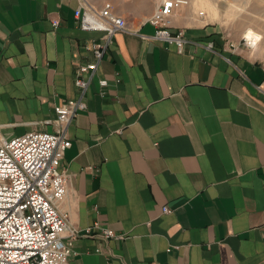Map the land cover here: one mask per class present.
<instances>
[{"label": "crops", "instance_id": "obj_1", "mask_svg": "<svg viewBox=\"0 0 264 264\" xmlns=\"http://www.w3.org/2000/svg\"><path fill=\"white\" fill-rule=\"evenodd\" d=\"M161 1H105L128 32L67 127L68 264H264V38L246 47L180 8L179 52L152 39ZM78 3L0 0V137L55 132L54 107L79 97L76 68L100 34L79 27ZM94 224L121 238L85 236Z\"/></svg>", "mask_w": 264, "mask_h": 264}, {"label": "built area", "instance_id": "obj_2", "mask_svg": "<svg viewBox=\"0 0 264 264\" xmlns=\"http://www.w3.org/2000/svg\"><path fill=\"white\" fill-rule=\"evenodd\" d=\"M188 4L189 0H162L149 19L155 27L152 39L173 44L181 52L186 42L184 33H173L170 28L177 10ZM74 17L82 30L100 34L86 46L94 61L76 68L74 85L79 97L54 107L55 132L32 131L9 139L0 137V264H68L78 236L58 209L68 191V175L60 168L65 150L71 145L67 127L85 109L84 96L91 77L114 36L128 32V25L109 2L97 6L79 0ZM198 17L203 19L204 13L199 12ZM52 24L57 27L59 22L54 20ZM242 44L253 46L245 38ZM261 66L264 71V62ZM107 83L105 79L99 81L101 87ZM162 211L168 213L167 208ZM96 228L97 224L88 227L84 235L90 236ZM98 229L102 238H121L112 231Z\"/></svg>", "mask_w": 264, "mask_h": 264}, {"label": "rangeland", "instance_id": "obj_3", "mask_svg": "<svg viewBox=\"0 0 264 264\" xmlns=\"http://www.w3.org/2000/svg\"><path fill=\"white\" fill-rule=\"evenodd\" d=\"M91 1L102 4L106 0ZM182 10H189L193 19L203 12L200 22L215 24L228 37L244 38V30L250 28L264 38V0H189Z\"/></svg>", "mask_w": 264, "mask_h": 264}, {"label": "bare ground", "instance_id": "obj_4", "mask_svg": "<svg viewBox=\"0 0 264 264\" xmlns=\"http://www.w3.org/2000/svg\"><path fill=\"white\" fill-rule=\"evenodd\" d=\"M243 33H244V38L246 40H249L253 44V46L256 43V41L259 39L258 34L250 28L245 29Z\"/></svg>", "mask_w": 264, "mask_h": 264}]
</instances>
